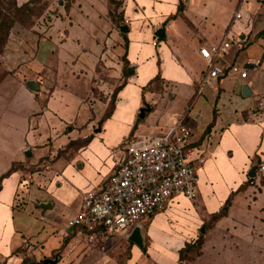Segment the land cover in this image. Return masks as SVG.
Returning <instances> with one entry per match:
<instances>
[{"label":"crops","instance_id":"0c3cea01","mask_svg":"<svg viewBox=\"0 0 264 264\" xmlns=\"http://www.w3.org/2000/svg\"><path fill=\"white\" fill-rule=\"evenodd\" d=\"M225 37L238 43L219 64L247 75L202 85L206 64L198 50ZM0 68V264L53 250L43 262L57 255L54 264H66L89 253L83 264H101L100 249H86L65 221L114 171L116 145L131 135H160L179 119L192 133L190 147L205 157L197 202L173 199L145 221L143 247L130 242L128 258L116 264H179L178 251L199 235L193 264H264V177L256 186V176H248L264 162V119L249 121L264 102V0H48L30 28L12 29ZM80 109L86 117L76 122ZM75 124L91 129L80 144L71 138ZM110 127L114 135L103 137ZM228 199L226 214L210 223ZM166 212L179 214L185 226L173 248L165 242L158 248L153 227Z\"/></svg>","mask_w":264,"mask_h":264},{"label":"built area","instance_id":"2783aa9c","mask_svg":"<svg viewBox=\"0 0 264 264\" xmlns=\"http://www.w3.org/2000/svg\"><path fill=\"white\" fill-rule=\"evenodd\" d=\"M237 43L238 39L225 37L217 44L199 48L198 54L206 64L202 85H210L226 74L246 77L244 68L218 62ZM152 44L155 46L156 41ZM258 64V60L251 63L253 67ZM263 119L264 102L258 101L249 121L260 123ZM191 137L182 119L157 136L126 137L119 146L114 171L99 190L84 194L79 212L65 221V229L86 249H100L105 254L106 244L126 238L134 226L162 211L173 199L195 200L197 170L205 157L203 151L190 147ZM255 174L264 177V162L256 167Z\"/></svg>","mask_w":264,"mask_h":264},{"label":"rangeland","instance_id":"374dc122","mask_svg":"<svg viewBox=\"0 0 264 264\" xmlns=\"http://www.w3.org/2000/svg\"><path fill=\"white\" fill-rule=\"evenodd\" d=\"M5 3L9 2L10 0H4ZM46 9H44L43 7V12H42V15L46 12ZM1 57V55H0ZM2 70L0 68V79L2 77ZM118 86H115V88H117ZM113 88V89H115ZM111 94H112V91L111 92H108V95L106 96L107 97V101L110 100L111 98ZM98 97V96H97ZM101 100L104 99L103 97H100ZM86 117V113L82 111V109H80L79 113H77L76 115V122H79L80 120L84 119ZM97 129H99L100 131V128L97 126L94 130V133L91 132L90 135H88V140L90 138H93L94 136H96V133L98 134V132H95ZM91 129L90 128H85V127H82L81 125H78V124H75L73 126V129H72V134H71V138H74V143L75 144H80V136L83 135V134H88V132L90 131ZM105 135H114V129L113 128H105V133L103 134V137ZM116 135L113 136V139H116ZM121 144V142H120ZM119 145H116L114 147L115 151L118 152L119 151ZM68 152H74V150H71L69 149ZM198 176V174H197ZM262 177L260 175H257L255 177V181H256V186L259 185V183L262 182ZM194 204L197 202V200H193L192 201ZM165 210V208L163 209ZM162 210V211H163ZM160 211V212H162ZM171 213H163V214H160L159 217L157 218V221L159 222L157 225H154L153 227V231L154 232H157L161 235L160 237V240L157 241V245H158V248H160V246L165 242L168 244V247L169 248H173L174 245H176L177 241L174 240V239H178L180 238V236L182 235L183 233V230L184 229V221L182 219V217L179 215V214H176L174 215L172 218H170V215ZM154 217V215L152 216ZM151 217V218H152ZM168 219L170 220V222L168 221ZM141 224L143 227L146 225V222H141L139 223ZM182 232V233H181ZM163 235V236H162ZM172 237V240L174 241H170L169 240V237ZM130 242H128L125 238H121V239H118V240H115L114 242L112 243H108L105 245V248H106V252L105 254H100L99 258L102 260L101 261V264H116V263H121V262H124L126 260V258L128 257V252H129V248H130ZM77 247H79L77 245ZM170 250V249H169ZM57 250H53L52 252L49 253V255L47 256H44V257H41V256H36V258H28V260L24 261L23 264H43V260L45 258H52L53 257V254L56 252ZM86 255H89V253L85 254L84 256H82L78 261H74L70 258H68V261L66 262V264H73L74 262L76 264H83L84 262V258L86 257ZM92 255L90 254V257ZM95 256V255H94ZM78 258V255L76 257V259ZM33 259V260H32Z\"/></svg>","mask_w":264,"mask_h":264},{"label":"trees","instance_id":"16d2710c","mask_svg":"<svg viewBox=\"0 0 264 264\" xmlns=\"http://www.w3.org/2000/svg\"><path fill=\"white\" fill-rule=\"evenodd\" d=\"M43 7L44 9L48 7V0H29L28 2L22 5H17L16 0H10L7 3H5L4 0H0V55L3 54L7 46L12 29L15 26L30 28L35 23V21L42 15ZM181 10L182 6L179 5L178 12H181ZM154 82L155 81L150 82L144 89H152V84ZM119 89L120 86L113 90L111 98L107 103V111L104 115V118H108L110 116L113 110L115 97ZM255 163H258V161H256ZM14 170L15 168L12 167L6 174L2 176V178L7 176L8 174H10V172ZM249 181H253V179ZM228 204L229 199L226 201V204L224 205L222 210H220V212L209 217L210 223L216 222L220 217L226 214ZM202 244V235H199L193 241L185 243L184 247L178 251L179 264H193L194 261L201 254Z\"/></svg>","mask_w":264,"mask_h":264},{"label":"water","instance_id":"95a60500","mask_svg":"<svg viewBox=\"0 0 264 264\" xmlns=\"http://www.w3.org/2000/svg\"><path fill=\"white\" fill-rule=\"evenodd\" d=\"M122 30L124 32L127 31V28L126 27H122ZM155 35L157 37H161L164 35V32H163V27L157 29V31L155 32ZM128 73L130 74V72L128 71ZM27 87L29 90L31 91H36L37 90V86H36V83L32 82V81H29L26 83ZM140 118H143L144 116V109H140L139 111V115H138ZM99 129H97L95 132H98ZM29 156H30V151H29ZM248 176L250 178H254L256 175H255V168L252 167L249 171V174ZM127 241L133 243L134 245H136L137 247H139L140 249L143 247V239H144V236H143V226L141 224H137L136 226L133 227V229L129 232V234L126 236L125 238ZM57 255H55V259H46L43 264H54L56 261H57Z\"/></svg>","mask_w":264,"mask_h":264}]
</instances>
